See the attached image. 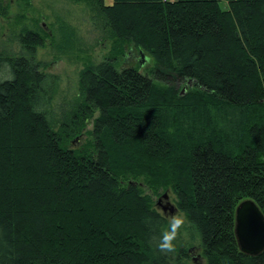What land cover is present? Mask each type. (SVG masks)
Masks as SVG:
<instances>
[{"label":"trees","instance_id":"16d2710c","mask_svg":"<svg viewBox=\"0 0 264 264\" xmlns=\"http://www.w3.org/2000/svg\"><path fill=\"white\" fill-rule=\"evenodd\" d=\"M76 1L115 44L80 71L68 124L37 60L47 34L25 27L22 51L0 52V264H178L185 249L155 248L168 219L148 191L160 190L207 264H264L235 233L242 200L264 213V0ZM130 45L153 57L147 73L119 68Z\"/></svg>","mask_w":264,"mask_h":264},{"label":"rangeland","instance_id":"374dc122","mask_svg":"<svg viewBox=\"0 0 264 264\" xmlns=\"http://www.w3.org/2000/svg\"><path fill=\"white\" fill-rule=\"evenodd\" d=\"M0 5L4 8L3 12L0 11V52L9 56L19 54L22 51L20 35L25 27L47 34L45 45L37 51V60L45 65L46 72L58 77V87L53 100L57 128L68 124L70 115L81 101L80 71L86 63L99 62L109 56L115 44L103 17L95 6L85 1L0 0ZM64 34L69 35L68 39ZM153 65L154 60L150 54H143L131 45L118 59L119 68L133 66L142 73H147ZM192 84L193 82H187L180 87L185 90V87ZM92 127L90 121L85 130H91ZM84 133L73 139L72 146L85 142L88 136ZM148 192L152 194L157 210L165 215L168 221L176 214L186 218L185 226L180 229L174 241L175 257L180 249H185L187 253L178 259V264H207L199 232L178 209L172 190H160L158 195L152 191ZM164 194H167V198ZM159 200L163 205L170 202L176 209L174 212L163 211L162 206L157 204Z\"/></svg>","mask_w":264,"mask_h":264},{"label":"water","instance_id":"95a60500","mask_svg":"<svg viewBox=\"0 0 264 264\" xmlns=\"http://www.w3.org/2000/svg\"><path fill=\"white\" fill-rule=\"evenodd\" d=\"M167 210L174 212L175 207L168 202L163 206V211ZM235 233L241 251L257 255L264 250V213L253 198L242 200L236 207Z\"/></svg>","mask_w":264,"mask_h":264},{"label":"clouds","instance_id":"9594fccd","mask_svg":"<svg viewBox=\"0 0 264 264\" xmlns=\"http://www.w3.org/2000/svg\"><path fill=\"white\" fill-rule=\"evenodd\" d=\"M186 218L183 215H173L168 226L162 230L160 237L156 240L155 248L161 253H170L175 251L174 241L177 239L180 229L185 226Z\"/></svg>","mask_w":264,"mask_h":264},{"label":"flooded vegetation","instance_id":"af4514ba","mask_svg":"<svg viewBox=\"0 0 264 264\" xmlns=\"http://www.w3.org/2000/svg\"><path fill=\"white\" fill-rule=\"evenodd\" d=\"M167 203H168V202H167ZM157 204H158L159 206L161 205L162 208H163V206H165V205L162 204V201H161V200H159ZM170 204H171V203H170ZM171 205H172V204H171ZM175 209H176V208H175Z\"/></svg>","mask_w":264,"mask_h":264}]
</instances>
